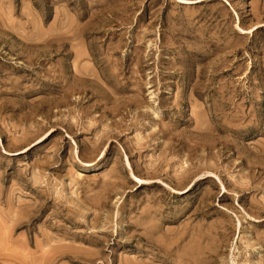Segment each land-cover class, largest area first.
<instances>
[{"label": "rangeland", "instance_id": "374dc122", "mask_svg": "<svg viewBox=\"0 0 264 264\" xmlns=\"http://www.w3.org/2000/svg\"><path fill=\"white\" fill-rule=\"evenodd\" d=\"M0 227V264H264V0H0Z\"/></svg>", "mask_w": 264, "mask_h": 264}, {"label": "bare ground", "instance_id": "6f19581e", "mask_svg": "<svg viewBox=\"0 0 264 264\" xmlns=\"http://www.w3.org/2000/svg\"><path fill=\"white\" fill-rule=\"evenodd\" d=\"M55 28H56V27H55ZM81 58H82V57H81ZM139 139H140V138H139ZM142 141H143V140H142ZM181 169H182V168H181ZM6 195H7V194H6ZM36 207H37V206H35V208H36ZM9 210H12V209L10 208ZM16 215H17V214H16ZM18 215H20V214L18 213ZM4 216H5V215H4ZM11 216H12V215H11ZM11 216H10V217H11ZM16 217H18V219H21L19 216H16ZM8 218H9V217H8ZM9 219H10V218H9ZM18 219L16 220L15 217H13L10 221H11L13 224H15L16 226H18V225L22 222V221H18ZM24 220H25V219H24ZM25 221H26V220H25ZM2 222H3V221H2ZM6 222H7V221H6ZM22 223H23V222H22ZM8 224H9V223H8ZM11 225H12V224H11ZM15 225H14V227H15ZM20 225H21V224H20ZM23 225H24V224H23ZM12 226H13V225H12ZM12 226H9V227H12ZM9 227L7 226L8 229H10ZM0 228H1V227H0ZM7 231H8V230H7ZM7 231H6V232H7ZM10 231H11V230H10ZM7 233H8V232H7ZM48 233H49V232H48ZM14 237H15V236H14ZM17 237H18V236H17ZM19 238H20V237H19ZM22 239H24V238H22ZM24 240H25V239H24ZM61 240H62V239H61ZM1 241H2V240H1ZM59 241H60V240H59ZM59 241H58V242H59ZM62 241H64V239H63ZM50 242H51V241H50ZM56 243H57V241H56ZM60 243H61V242H60ZM0 244H1V242H0ZM39 244H40V243H39ZM60 247H61V246H60ZM60 247L58 246V247H56V248L59 249ZM54 248H55V247H54ZM56 248L53 250V251H54V252L52 253L53 255H52V254H48V255H52L51 258L48 256L50 259H49V258H45V259H44L43 257H45V256H44L45 254L43 255V257L41 256V257H42L41 264L43 263V260L46 262V259H47V261H48V260H51L50 262H52L56 257H59L60 255H62V252H63V254H65V253H68V254H69V252H66L67 250L65 251V250L62 249L63 247H62L61 249H59L60 251L63 250L62 252H59V251L57 252ZM48 249H49V248H48ZM22 250H23V249H22ZM45 251H46V250H45ZM50 251H51V249H50ZM50 251H49V252H50ZM64 251H65V252H64ZM46 252H47V251H46ZM49 252H48V253H49ZM51 252H52V251H51ZM56 252H57V253H56ZM44 253H45V252H44ZM59 253H60V255H57V254H59ZM70 253H72V252L70 251ZM101 253H102V252H101ZM46 254H47V253H46ZM96 255L98 256V254H96ZM61 257H62V256H61ZM77 258H79V257L77 256ZM85 258H90V257H85ZM92 259H93V258H92ZM40 260H41V259H40ZM90 261H91V260H90ZM98 261H99V260H98ZM38 262H39V261H38ZM45 262H44V263H45ZM50 262H49V264H50ZM110 262H111V261H110ZM47 263H48V262H47ZM37 264H39V263H37ZM45 264H46V263H45Z\"/></svg>", "mask_w": 264, "mask_h": 264}]
</instances>
